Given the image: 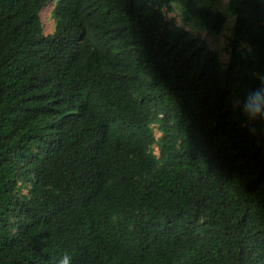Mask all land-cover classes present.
<instances>
[{"label": "trees", "instance_id": "obj_1", "mask_svg": "<svg viewBox=\"0 0 264 264\" xmlns=\"http://www.w3.org/2000/svg\"><path fill=\"white\" fill-rule=\"evenodd\" d=\"M51 1L0 0V264H264V0L226 64L165 18L221 34L216 0H57L45 36Z\"/></svg>", "mask_w": 264, "mask_h": 264}, {"label": "rangeland", "instance_id": "obj_2", "mask_svg": "<svg viewBox=\"0 0 264 264\" xmlns=\"http://www.w3.org/2000/svg\"><path fill=\"white\" fill-rule=\"evenodd\" d=\"M57 0L49 2L40 12V20L43 26V33L45 36L51 35L54 32V23L51 11ZM227 0H216L215 8L220 11L227 19L225 30L221 34H212L207 31L197 30L193 25H186L181 17L178 7L173 4L171 11H165V18L167 21L174 22V24L184 27L195 37L202 39L210 50L216 52L220 56L223 64H226L229 59L230 41L232 39V29L234 25L233 18L226 11ZM158 137L159 135L156 134ZM157 154V149H155Z\"/></svg>", "mask_w": 264, "mask_h": 264}, {"label": "clouds", "instance_id": "obj_3", "mask_svg": "<svg viewBox=\"0 0 264 264\" xmlns=\"http://www.w3.org/2000/svg\"><path fill=\"white\" fill-rule=\"evenodd\" d=\"M259 99V98H258ZM245 110L249 113V115L255 117L257 115H264V104L256 103L255 105L246 102ZM155 151H153V155H155ZM57 264H72L71 256L65 254L60 257Z\"/></svg>", "mask_w": 264, "mask_h": 264}]
</instances>
